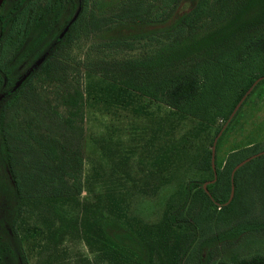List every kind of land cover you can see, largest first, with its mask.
I'll return each instance as SVG.
<instances>
[{
	"label": "trees",
	"instance_id": "16d2710c",
	"mask_svg": "<svg viewBox=\"0 0 264 264\" xmlns=\"http://www.w3.org/2000/svg\"><path fill=\"white\" fill-rule=\"evenodd\" d=\"M59 15L58 30H45L49 53L44 63L48 65L47 72L58 66V108L47 105L43 110L35 108L36 112L30 114L36 117L30 116L29 120L43 114L46 119L43 127L41 123L34 126V120L14 126L13 116L8 118L7 110L30 96L25 95L28 92L24 88L0 107V226L3 225L0 264H27L15 227L24 199L48 196L63 204L81 192L85 102L79 85L67 76V61L72 58L65 53L79 34L93 32L98 39L94 43L96 56L86 57L82 65L112 85L204 120L209 119L213 108L214 113H223L224 122L216 129L201 164L211 181H218L221 172L214 160L221 135L250 91L264 82V0H58ZM57 35L56 46H50V36ZM40 39L36 36V43ZM104 50L107 52L99 53ZM57 52L58 64L49 61ZM243 69L245 72L240 74ZM236 89L231 101L230 94ZM34 91L32 88L30 92L36 107L42 104V96ZM221 98H225L222 105L218 104ZM46 100L49 103V98ZM26 111L29 112L28 108ZM250 148L232 149L226 163L233 155ZM249 154L225 163L228 185L235 164ZM121 159L126 163L125 157ZM253 159L264 163V152L234 170L233 184L239 169ZM172 173L160 178L159 183H164L165 188L174 181L175 190L183 188L184 196L173 204V194L165 218L180 228L190 224L195 232V225L184 215L187 203L196 196L204 197L203 207L209 209L212 205H226L229 196L218 200L209 188L212 182L208 177H190L183 183L176 172ZM131 175H128L131 180H137ZM107 204L99 199L92 211L82 216L90 241H99L117 264H156L150 239L141 233L137 222L128 218L129 210L106 207ZM208 214L211 215V208ZM247 223L241 222L213 238L211 244L237 237L250 226ZM186 249L187 246L180 252L178 264H182ZM214 264H264V253Z\"/></svg>",
	"mask_w": 264,
	"mask_h": 264
},
{
	"label": "rangeland",
	"instance_id": "374dc122",
	"mask_svg": "<svg viewBox=\"0 0 264 264\" xmlns=\"http://www.w3.org/2000/svg\"><path fill=\"white\" fill-rule=\"evenodd\" d=\"M97 40L93 32L81 33L65 52L72 58L67 61V76L79 85L85 102L82 189L63 204L48 196L24 199L15 227L27 264H117L99 241H90L82 224V216L90 213L99 199L108 202L106 207L129 210L132 218H128L137 222L141 233L150 239L156 264H178L177 258L185 246L182 264H214L264 253V163L259 159L250 160L239 169L232 196L225 206H208L211 215L203 207L204 197L196 196L187 203L184 215L195 225V232L190 224L180 228L166 220L164 212L173 201V194L175 204L183 198L184 190H175L174 181L164 188L160 178L176 172L183 183L190 177L210 180L201 164L216 129L224 122L223 113H214L213 108L209 119L193 117L89 72L82 61L86 57L94 59ZM104 52L107 50L99 53ZM49 61L58 64V52ZM47 66L43 65L25 88V95L30 96L8 107L7 115L13 116L14 126L33 122L29 118L34 116L30 114L36 112L35 108H58V66L50 72ZM243 72L245 69L240 70V74ZM32 88L42 96V104L36 107ZM236 92L237 89L231 92V101ZM224 100L219 99L218 104ZM37 123L45 125L43 114L37 115L34 126ZM221 136L214 150L215 164L221 172L218 181L210 180L209 186L218 200L231 194L225 167L228 153L251 146L233 155L226 164L256 149L264 150V82L250 91ZM1 163L0 160L2 171ZM257 164L260 167L256 168ZM131 173L137 180L129 178ZM10 204L13 208L12 201ZM246 221L250 226L245 232L211 244L213 238Z\"/></svg>",
	"mask_w": 264,
	"mask_h": 264
},
{
	"label": "flooded vegetation",
	"instance_id": "af4514ba",
	"mask_svg": "<svg viewBox=\"0 0 264 264\" xmlns=\"http://www.w3.org/2000/svg\"><path fill=\"white\" fill-rule=\"evenodd\" d=\"M58 0H2L0 3V107L27 88L43 69L47 29L58 30ZM67 28V26L65 27ZM36 36L42 40L36 43ZM50 46L57 37L50 36ZM9 105V103H8Z\"/></svg>",
	"mask_w": 264,
	"mask_h": 264
},
{
	"label": "water",
	"instance_id": "95a60500",
	"mask_svg": "<svg viewBox=\"0 0 264 264\" xmlns=\"http://www.w3.org/2000/svg\"><path fill=\"white\" fill-rule=\"evenodd\" d=\"M1 1H2V0H0V3H1ZM262 152H264V150H261V151L255 152V153H253V154L247 156L246 158L240 160L237 164H235V166L233 167V169H232V171H231V194H230L229 198L232 196L233 189H234V184H233V181H232V179H233V174H234V170H235L238 166H240L242 163H244L245 161H247L248 159H250L251 157H253V156H255V155L259 154V153H262ZM214 170H215V169H214ZM205 185H206V182L204 183V186H205Z\"/></svg>",
	"mask_w": 264,
	"mask_h": 264
}]
</instances>
